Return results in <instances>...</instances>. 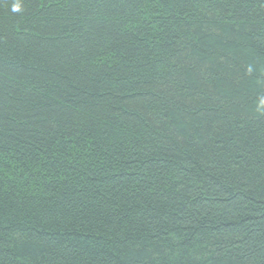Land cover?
Segmentation results:
<instances>
[{
	"label": "trees",
	"instance_id": "16d2710c",
	"mask_svg": "<svg viewBox=\"0 0 264 264\" xmlns=\"http://www.w3.org/2000/svg\"><path fill=\"white\" fill-rule=\"evenodd\" d=\"M0 264H264V0H0Z\"/></svg>",
	"mask_w": 264,
	"mask_h": 264
},
{
	"label": "clouds",
	"instance_id": "9594fccd",
	"mask_svg": "<svg viewBox=\"0 0 264 264\" xmlns=\"http://www.w3.org/2000/svg\"><path fill=\"white\" fill-rule=\"evenodd\" d=\"M13 10L14 11H18L19 10V6L18 5L17 6H14Z\"/></svg>",
	"mask_w": 264,
	"mask_h": 264
}]
</instances>
